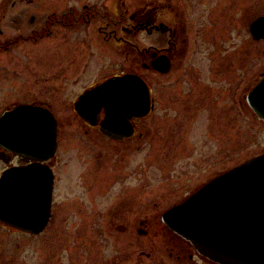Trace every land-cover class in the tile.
<instances>
[{"label": "flooded vegetation", "instance_id": "obj_1", "mask_svg": "<svg viewBox=\"0 0 264 264\" xmlns=\"http://www.w3.org/2000/svg\"><path fill=\"white\" fill-rule=\"evenodd\" d=\"M195 1L204 4L199 7ZM201 1L10 0L9 4L0 5V52L23 42L37 44L61 38L57 48L54 43L49 44L46 50L51 52L35 60V66L39 64L41 71L50 73L44 74L39 85L41 94L32 90L29 98L21 100L19 93H15L12 102L0 111L1 117L6 109L31 104L51 110L57 119L55 153L42 160L13 150L11 134L5 127L0 128V178L16 167L37 165L51 169V216L45 229L38 233L1 220L0 225L27 235L49 230L59 213L56 193L68 165L59 166L61 131L65 124L69 127L78 124L85 137L95 142L93 155L97 157L96 163L101 164L88 171L87 166H79L74 186L77 181L82 189L88 183L100 187L111 180L120 195L97 228L84 233L75 230L90 239L87 244L76 246L65 264H221L200 254L190 240L164 220L167 211L225 173V0H220L217 9L208 4L212 0ZM259 8L248 25V38L256 45H264V0ZM198 11L202 12L198 16L200 22H194L189 13ZM260 17L263 23L253 32L251 25ZM3 27L17 29L15 38L6 37ZM26 28L30 29L28 34L23 31ZM199 40L202 44L209 43L212 51L198 53ZM59 45L63 48L61 57ZM259 56L264 59V53ZM125 75H136L145 81L151 107L147 113L141 111L132 117L122 109L123 116L114 118L115 136L104 132L103 124L108 118L101 105L94 117L85 118L75 111L76 116L63 123L57 115L58 106H65L68 101L59 95L61 90L79 92L71 101L75 109L83 93L110 78ZM263 75L264 68L258 71L240 104L252 118L264 124L244 99ZM4 90L0 96L5 94ZM114 104L117 102H111ZM152 124L160 125L162 164L157 170L160 180L151 184L149 144L155 133ZM197 124L208 129L188 138ZM106 145L113 147L111 167L103 165V153H108ZM28 193L24 192L22 200L31 209L32 196ZM78 200L75 202L81 207L88 198L81 196Z\"/></svg>", "mask_w": 264, "mask_h": 264}, {"label": "water", "instance_id": "obj_2", "mask_svg": "<svg viewBox=\"0 0 264 264\" xmlns=\"http://www.w3.org/2000/svg\"><path fill=\"white\" fill-rule=\"evenodd\" d=\"M253 21L255 32L263 23ZM264 120V76L244 97ZM116 101L117 105H111ZM125 102V107H122ZM150 92L136 75L113 77L83 93L76 102L77 113L85 118L97 115L101 105L107 112L104 132L115 136L116 117L140 115L150 110ZM11 134L10 147L30 158L47 159L55 153L57 119L47 108L20 104L0 117V128ZM14 133L21 134L13 137ZM15 138V139H14ZM29 191L32 208L23 203ZM25 198V197H24ZM53 173L37 165L7 170L0 178V220L38 233L51 216ZM21 202V206H20ZM166 223L190 240L200 254L222 264H264V154L254 156L225 171L183 204L164 214Z\"/></svg>", "mask_w": 264, "mask_h": 264}, {"label": "rangeland", "instance_id": "obj_3", "mask_svg": "<svg viewBox=\"0 0 264 264\" xmlns=\"http://www.w3.org/2000/svg\"><path fill=\"white\" fill-rule=\"evenodd\" d=\"M261 1L225 0V170L264 150V124L252 118L240 104L243 94L256 79L258 71L264 68V59L259 56L264 53V45H256L248 38V25L256 10L260 9ZM9 3L10 0H0V5ZM219 3L220 0H212V3L208 4H214L217 9L216 6ZM202 4L204 3L195 1V5L199 7ZM201 14L200 11L189 13L191 20H198V22H200L198 16ZM1 22L2 19L0 24ZM2 30L8 38H15L17 35V29L3 27ZM23 31L28 34L30 29L26 28ZM60 40L61 38L55 37V41L41 40L37 44L23 42L13 45L7 51L0 52V91L5 89L3 91L5 94L0 96L3 98H0V111L12 102L15 93H19L21 100L29 98V93L34 92L32 90H36L38 95L41 94L42 88L39 89V85L44 81V74L50 73L49 70L46 73L41 71L42 66L39 64L35 66V60L45 52L46 54L51 52L46 50L47 47L49 49V44L54 43L53 46L57 48V44H61ZM197 46L198 53L212 51L209 43L202 44L199 40ZM62 49V45H59V57H61ZM87 80L88 78L85 79ZM78 93L73 90L59 92L60 96L68 100L65 106H58L56 109L63 123L76 116L71 101ZM156 112L158 113V109ZM151 126L155 132L149 144L150 183L152 184L153 181L160 180V173L157 170L162 162L159 159L160 125L152 124ZM218 128L221 129V126L219 125ZM207 129L204 124H197L191 128L188 138L196 137ZM60 142L59 166L68 165L65 167L64 180L56 193V203L59 205L58 216L49 230L38 235L23 234L0 225V264H65L72 257L75 247L83 243L87 244L90 239L75 230L84 233L97 228V223L104 221L108 216V214L105 215L106 212L116 202L115 198L120 195L117 192L119 189L114 187L111 180L100 187H93L88 183L85 189H82L77 186V181L74 186V178L79 166H87L88 171L101 164L96 163L97 157L93 155L95 142L85 137L80 125L73 124L69 127L65 124L61 131ZM105 148L108 149L109 155L103 153L105 154L103 165L111 167L114 163L111 151L113 147L106 145ZM81 196L88 200L80 207V204L76 202ZM65 205H67L66 209H64Z\"/></svg>", "mask_w": 264, "mask_h": 264}]
</instances>
